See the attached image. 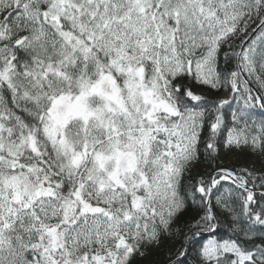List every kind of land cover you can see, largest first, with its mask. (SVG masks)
<instances>
[{"label":"snow or ice","instance_id":"obj_1","mask_svg":"<svg viewBox=\"0 0 264 264\" xmlns=\"http://www.w3.org/2000/svg\"><path fill=\"white\" fill-rule=\"evenodd\" d=\"M0 264H264V0H0Z\"/></svg>","mask_w":264,"mask_h":264}]
</instances>
